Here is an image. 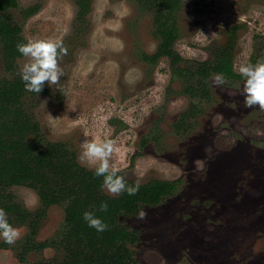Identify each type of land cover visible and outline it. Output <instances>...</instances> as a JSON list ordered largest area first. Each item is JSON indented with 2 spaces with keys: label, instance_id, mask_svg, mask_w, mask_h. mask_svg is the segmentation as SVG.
<instances>
[{
  "label": "rangeland",
  "instance_id": "374dc122",
  "mask_svg": "<svg viewBox=\"0 0 264 264\" xmlns=\"http://www.w3.org/2000/svg\"><path fill=\"white\" fill-rule=\"evenodd\" d=\"M143 1L92 0L81 20L72 0H17L8 14L26 42L60 39L67 49L58 58L63 75L40 93L26 90L23 108L45 139L65 143L88 169L94 167L78 159L80 142L110 138L119 149L110 162L127 180L178 182L158 206L141 208L143 219H122L139 232L132 247L137 264H264V111L245 106L243 78L215 83L212 74L204 88L183 75L212 62L229 42L236 74L240 64L264 59V0H181L172 13L176 65L167 57L143 58L160 42L154 9ZM27 61L17 59L15 75ZM13 76L0 47V79ZM7 192L24 210L40 209L34 190ZM63 217L64 204L50 206L33 237L27 224H16L15 243L0 239V264L60 260L59 246L23 249L28 240L58 241Z\"/></svg>",
  "mask_w": 264,
  "mask_h": 264
},
{
  "label": "trees",
  "instance_id": "16d2710c",
  "mask_svg": "<svg viewBox=\"0 0 264 264\" xmlns=\"http://www.w3.org/2000/svg\"><path fill=\"white\" fill-rule=\"evenodd\" d=\"M72 1L78 7L77 18L84 20L92 0ZM141 4L154 9L156 34L160 38L156 52L143 58L152 63L160 57H167L176 65L180 57L172 49L177 38V24L172 13L180 8L181 0H147ZM17 7V0H0L1 59L5 71L14 75L11 79H0V207L8 214L10 224H27L30 237H33L47 209L64 204L59 240L36 244L28 240L23 249L25 254L29 250L42 251L59 246L63 257L33 264H137L132 247L139 242V232L124 226L122 219L133 216L142 207L158 206L174 194L178 182L154 179L139 183L140 189L134 196L126 193L110 196L101 191L102 177L94 176V168L80 165L76 153L65 143L51 142L42 136L39 123L23 108L26 90L20 76L15 75L16 61L22 57L16 44L26 42L19 25L8 14L10 9ZM35 11V8L29 9L28 15ZM233 47V42H229L217 51L212 62H201L187 69L183 74L185 79L190 81L196 77L204 88L207 78L214 73H222L224 79H241L242 76L233 71ZM177 70L183 73L185 69L177 67ZM119 174L124 176L122 171ZM12 186L34 190L40 209L36 213L24 210L7 192ZM104 201L109 205L108 210L100 212L99 205ZM94 209L108 225L104 232L89 228L82 219L84 211ZM19 260L23 262L24 256L21 255Z\"/></svg>",
  "mask_w": 264,
  "mask_h": 264
},
{
  "label": "clouds",
  "instance_id": "9594fccd",
  "mask_svg": "<svg viewBox=\"0 0 264 264\" xmlns=\"http://www.w3.org/2000/svg\"><path fill=\"white\" fill-rule=\"evenodd\" d=\"M214 35V34H213ZM17 51L28 61L18 69V75L25 90L40 93L45 82L55 83L63 75V70L58 64V58L67 54V49L60 39H29L27 42H18ZM238 72L243 78L241 95L246 107L258 106L264 111V59L256 63H242L238 66ZM215 83H223L224 75L214 73ZM81 152L78 159L87 166L94 167V176L102 177L101 191L107 190L112 194L126 193L134 196L140 189L139 182L129 184L125 177L120 175V169L115 163L110 162L113 152L119 151L115 141L110 138L101 139L95 137L92 140L84 139L80 142ZM108 203L101 202L98 208L100 212H107ZM93 211H84L82 219L89 228L101 233L107 230V223ZM146 213L139 210L136 216L143 219ZM20 237V229L9 223L8 214L0 207V239L6 244H13Z\"/></svg>",
  "mask_w": 264,
  "mask_h": 264
}]
</instances>
